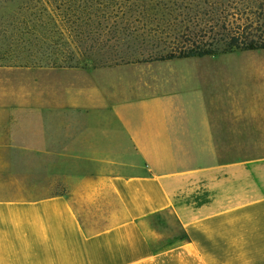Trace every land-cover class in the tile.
I'll return each mask as SVG.
<instances>
[{
    "label": "crops",
    "instance_id": "0c3cea01",
    "mask_svg": "<svg viewBox=\"0 0 264 264\" xmlns=\"http://www.w3.org/2000/svg\"><path fill=\"white\" fill-rule=\"evenodd\" d=\"M33 11L44 45L114 47L138 31L121 33L128 8ZM242 52L0 54V264H264V65H215ZM105 188L124 218L89 229L76 194ZM165 211L186 238L155 251L145 218Z\"/></svg>",
    "mask_w": 264,
    "mask_h": 264
},
{
    "label": "trees",
    "instance_id": "16d2710c",
    "mask_svg": "<svg viewBox=\"0 0 264 264\" xmlns=\"http://www.w3.org/2000/svg\"><path fill=\"white\" fill-rule=\"evenodd\" d=\"M9 2L14 0H0V7ZM48 6L66 11L115 7L122 12L128 8L134 21L122 25L121 33L132 35L136 30L148 27V36L158 37L161 34L170 38V50L158 59L264 49V0H22L20 8L31 9V12L18 13L22 18L16 20L18 17H15L14 20L18 24L27 23L28 16L38 14L33 9ZM68 15L62 13V16ZM20 28L16 26V29ZM23 29L22 34L25 30L31 32L33 27L25 24ZM8 31L3 29L5 35ZM117 32L118 29H115ZM163 213L158 212L145 219L162 221ZM182 233L166 244L156 246L152 243L154 250L175 246V239L186 238L183 230Z\"/></svg>",
    "mask_w": 264,
    "mask_h": 264
},
{
    "label": "rangeland",
    "instance_id": "374dc122",
    "mask_svg": "<svg viewBox=\"0 0 264 264\" xmlns=\"http://www.w3.org/2000/svg\"><path fill=\"white\" fill-rule=\"evenodd\" d=\"M0 7V54H6L9 51L14 55L26 56L31 51H35L38 55H48L49 53H58L59 57H68V60L72 59L73 48L79 50V52H84L87 56L95 58L97 62H126L133 60L142 59H157L164 55L170 50L169 42L170 38H165L161 34L158 37H150L147 35L148 27L140 28L136 32V38H130L128 42H122L121 44L110 47H98V46H83V47H71L69 45L51 46L44 45L39 42L36 45L35 38L42 39V34H48V31H44L46 28H42L45 24L43 19L46 18V14L38 13L34 16H28V21L32 23L35 28L31 29L33 31V36L25 33L22 37L29 42L19 43L20 39L19 31L16 26H21L18 24L14 18L21 17L18 14L21 11L22 0H14L13 3L9 2ZM24 13H30V11L24 10ZM23 13V12H22ZM18 14V16H16ZM17 20V19H16ZM14 21L16 23H14ZM35 21V22H34ZM43 21V22H42ZM14 23V25L10 24ZM30 27L31 24H29ZM9 29L6 33L3 29ZM22 31H24L21 26ZM13 33V34H12ZM14 33H17L15 35ZM144 33V36L142 35ZM134 36V37H135ZM144 38V39H143ZM167 41V42H166ZM81 48V51H80ZM76 55V54H75ZM239 55V54H237ZM237 55H225L222 59L215 64L218 67L227 66L228 68H234L235 65L242 64L244 66L252 67V65H264V50L259 51H248L240 53V57ZM13 59V58H12ZM73 62V61H69ZM83 63V62H82ZM96 185V184H95ZM87 193V195H85ZM76 204L79 212V216L83 224L89 229H101L111 226L124 218V210L114 191L109 188L105 189H92L89 191H79L76 194ZM163 220L152 219L147 220L144 223V229L146 230L150 239L157 245H163L171 241L172 237L179 236L182 233V228L177 222L176 218L170 211H165L163 213ZM182 240L175 239L176 243Z\"/></svg>",
    "mask_w": 264,
    "mask_h": 264
}]
</instances>
